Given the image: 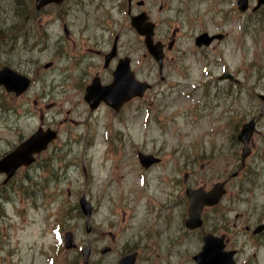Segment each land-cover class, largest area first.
Listing matches in <instances>:
<instances>
[{
  "label": "rangeland",
  "instance_id": "obj_1",
  "mask_svg": "<svg viewBox=\"0 0 264 264\" xmlns=\"http://www.w3.org/2000/svg\"><path fill=\"white\" fill-rule=\"evenodd\" d=\"M160 1L151 11L161 27L171 21L179 27L172 52L176 62L167 67L169 87L130 103L116 116L106 105L90 110L83 99L87 83L81 80L97 67L89 62L98 59L93 49H106L119 34L121 53L132 56L137 77L159 80L129 24L124 0H66L29 21L17 16L18 0H0V27L31 32L29 42L36 38L38 43L30 52L0 47V63L36 78L23 96L0 89V155L38 126L59 132L49 150L7 185L0 175V264H83L80 250L87 244L92 247L89 264H118L132 244L139 246V264H193L201 232L183 226L181 206H167L168 189L157 178L168 176L173 163L143 171L130 157L131 145L167 156L183 153L185 187L227 180V192L216 209L207 211L203 228L226 235L228 246L237 249V263L264 264V237L251 230L264 219V102L257 96L264 93V7L243 13L236 0H167L159 12ZM254 2L249 0L250 7ZM176 6L181 19L197 16L193 36L214 32V22L228 36L214 47L197 49L186 20L174 21ZM24 8L33 9V4ZM136 10L134 5L131 13ZM48 62L51 66L44 68ZM224 70L238 82L220 81ZM251 117L257 120L256 130L242 162L236 136ZM260 179V193H253ZM83 194L93 207L88 233L79 208ZM66 231L73 232L75 249L64 247ZM105 245L111 252L101 254Z\"/></svg>",
  "mask_w": 264,
  "mask_h": 264
},
{
  "label": "water",
  "instance_id": "obj_2",
  "mask_svg": "<svg viewBox=\"0 0 264 264\" xmlns=\"http://www.w3.org/2000/svg\"><path fill=\"white\" fill-rule=\"evenodd\" d=\"M62 0H36V7L41 8L47 3L56 2L59 3ZM264 0H259V3ZM247 6L246 0H239V7L245 9ZM132 24L136 27L139 33L145 34V42L148 46H151V34H152V25L144 27L141 25V18L133 17ZM212 40V37H207L205 34H202L198 37L197 43H206L208 44ZM152 47H156L152 45ZM154 55L158 58H161L162 53L159 50L154 51ZM128 64L126 62H120L116 71L114 72V79L110 85H106L98 88L95 84H92L91 87L87 88L86 100L89 101L91 107H95L97 103L103 99L108 102L111 106L119 108L122 102L129 98L131 95L141 94L143 89L146 88V83L133 82L130 86H127L126 78L124 75L127 74ZM0 83H4L8 90H15L17 93L23 91L27 86V81L22 80V77L15 75L9 69H2L0 72ZM124 83V84H122ZM264 98V96H262ZM254 128V121L251 120L249 123L243 125L242 130L238 138L244 143L243 154H247L248 148L247 143L251 136V133ZM55 137L54 132L48 131L42 133L41 131L36 132L28 140L20 144L15 150L10 154L5 156L0 160V172L4 171L7 173V178L13 175L15 170L21 164H29L33 161L32 153L35 151H40L46 146V144ZM141 161L146 166L150 162L155 161L156 159L152 158L151 155H141ZM223 184H216L210 191H204L203 189H187L186 193L190 198L189 206V217L186 220L187 227L195 228L201 224L200 220V211L204 204H215L221 195L224 193L222 188ZM80 205L87 215V222L90 216L91 207L90 203L82 197L80 199ZM264 225L258 227L256 231L260 230ZM89 230V227L87 228ZM70 236L66 235V245L71 246ZM223 237H216L211 233H205L204 235V245L202 251L196 256L197 264H235L233 260L232 251L223 250ZM90 247H86L83 251L84 261L87 260ZM134 255L127 256L122 259L120 264H133Z\"/></svg>",
  "mask_w": 264,
  "mask_h": 264
},
{
  "label": "flooded vegetation",
  "instance_id": "obj_3",
  "mask_svg": "<svg viewBox=\"0 0 264 264\" xmlns=\"http://www.w3.org/2000/svg\"><path fill=\"white\" fill-rule=\"evenodd\" d=\"M162 1L167 2V0H162ZM144 4H145V1L143 0V5ZM130 6H132V3ZM160 8H162V5H160ZM173 15L175 17H177L176 22H183L184 20H186L189 34L192 35V32H194V30L197 27V22H198L197 18H196L197 16H184V19H181V17H179L180 14H179L178 6L174 7ZM27 18L29 19L30 15L27 14ZM178 28L179 27L176 26L175 30H174L171 26H169L168 29L164 30V31H162L158 28H156V30H155L154 38L156 40L162 41L164 43V45L167 46L166 54L164 56V65L167 62V60L169 59V56L167 54L168 50L171 51L177 43L176 32H177ZM0 36H1V42L3 40H5L6 42L3 41V43H6V45L12 44L17 49H22L23 45L22 44L18 45V43L16 42L20 36V33L13 32V33L2 34ZM194 36L192 35V38H194ZM224 37H223V39H224ZM218 42H220V40ZM102 43L104 45V42H102ZM34 48H35V46L29 48L28 52L33 51ZM118 49L119 48H117L116 55L109 60L107 66H104V56L107 52H109L110 49L108 51H105V49H102V50L97 49L96 50L97 52H99V60L93 59L89 62H93L97 67L91 68L93 70V72L90 73L89 71H87L85 73L89 77V79H91L93 76H99L100 80L104 82L110 78V75L112 73L113 68L116 66L120 57H122L121 52ZM123 56H126V54H124ZM89 62H87L86 64H88ZM99 62H101V66L99 65ZM82 71H83V69H82ZM133 150L135 151L134 147H133ZM180 157H181V155H180ZM162 160H163V158H161V162H162ZM154 166H156V165L151 166L149 170L151 171ZM157 177L160 178L159 176H157ZM184 177L185 176H184V171H183V155H182V159L181 158L179 159V155H178V162H176L175 164L172 165L168 176L164 177L163 181L166 183L169 190L171 189L172 196L176 199L177 205L182 206V215H181L182 220H184L183 219V206H184V200H185V197H184V181H185Z\"/></svg>",
  "mask_w": 264,
  "mask_h": 264
},
{
  "label": "bare ground",
  "instance_id": "obj_4",
  "mask_svg": "<svg viewBox=\"0 0 264 264\" xmlns=\"http://www.w3.org/2000/svg\"><path fill=\"white\" fill-rule=\"evenodd\" d=\"M263 180H258L257 182H256V184H255V186H254V190H253V193H256V194H258V193H260V187H262V183H260V182H262Z\"/></svg>",
  "mask_w": 264,
  "mask_h": 264
}]
</instances>
